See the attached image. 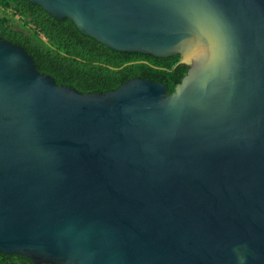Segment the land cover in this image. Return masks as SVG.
<instances>
[{"label":"water","instance_id":"obj_1","mask_svg":"<svg viewBox=\"0 0 264 264\" xmlns=\"http://www.w3.org/2000/svg\"><path fill=\"white\" fill-rule=\"evenodd\" d=\"M172 93H84L0 39V252L35 264H264V0H29Z\"/></svg>","mask_w":264,"mask_h":264},{"label":"trees","instance_id":"obj_2","mask_svg":"<svg viewBox=\"0 0 264 264\" xmlns=\"http://www.w3.org/2000/svg\"><path fill=\"white\" fill-rule=\"evenodd\" d=\"M0 39L22 45L42 73L84 93H107L138 77L166 83L172 93L190 68L180 62L181 55L110 48L84 34L72 19H58L29 0H0ZM0 264L35 263L24 255L0 252Z\"/></svg>","mask_w":264,"mask_h":264},{"label":"rangeland","instance_id":"obj_3","mask_svg":"<svg viewBox=\"0 0 264 264\" xmlns=\"http://www.w3.org/2000/svg\"><path fill=\"white\" fill-rule=\"evenodd\" d=\"M11 21L14 23L15 26L21 28V25L17 24L13 18L11 19Z\"/></svg>","mask_w":264,"mask_h":264}]
</instances>
